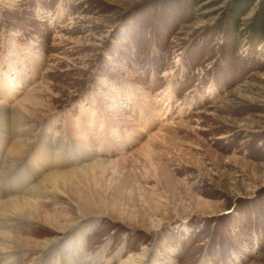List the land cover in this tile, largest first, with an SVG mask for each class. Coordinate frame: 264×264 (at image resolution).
<instances>
[{
	"label": "rangeland",
	"instance_id": "obj_1",
	"mask_svg": "<svg viewBox=\"0 0 264 264\" xmlns=\"http://www.w3.org/2000/svg\"><path fill=\"white\" fill-rule=\"evenodd\" d=\"M226 3L0 0V102L26 108L24 137L108 149L98 162L71 151L66 196L42 205L58 222L13 231L18 264L83 215L95 264L145 247L152 264H264V40L231 29ZM17 169L1 191L36 177Z\"/></svg>",
	"mask_w": 264,
	"mask_h": 264
},
{
	"label": "bare ground",
	"instance_id": "obj_2",
	"mask_svg": "<svg viewBox=\"0 0 264 264\" xmlns=\"http://www.w3.org/2000/svg\"><path fill=\"white\" fill-rule=\"evenodd\" d=\"M26 119V108L22 107L20 103L8 107L5 102H0V182L1 177L4 174L7 175L8 170L15 167H18L19 172H23L24 167L30 166L36 175L35 179L26 182L25 186H20L21 189L16 186L15 192L12 191L14 188L12 186L4 191L0 189V264H18L20 258L28 252V249L25 247L23 249L22 246L26 237L22 238L13 233V231H18V225H31L32 221H39L54 226L58 222L52 213L44 211L42 205L51 200L47 196L49 193L55 194L58 199L66 196L60 189V184L70 182L74 176V168L67 167L73 159L74 163L77 158H72L71 153H77L80 149L82 156H79L99 157L97 158L98 162L103 161V158L97 154L108 151L105 148L106 145L101 146L102 143L95 147L89 136L85 140L86 142L77 139L71 140L74 144L76 142L80 148L75 145L69 149L68 146L67 150L64 145H60L57 134L51 138L48 136V132L46 138L30 140L28 137H24L26 128L23 127V123ZM87 127L86 132H92L91 125ZM102 141L104 144L107 140L104 138ZM110 142L107 141V144ZM111 146L113 147V143ZM23 160H25L24 164L20 165ZM89 165L90 163H83L80 169L86 171ZM85 217L84 215L81 217L84 218L82 222L85 224L83 225H81V221L73 222L59 228L57 232H52V238L48 239L41 247L44 248L42 254H34L36 260L40 261L33 264H95L104 254L103 250L89 258H81L80 255L85 248L84 235L93 226L95 220H85ZM71 226L76 235L64 237ZM31 241L39 244L36 239ZM39 246L31 248H40ZM149 254V248L145 247L141 252L130 255L121 261L120 264H152ZM155 264L160 263L155 262ZM170 264H174V262L172 261Z\"/></svg>",
	"mask_w": 264,
	"mask_h": 264
},
{
	"label": "trees",
	"instance_id": "obj_3",
	"mask_svg": "<svg viewBox=\"0 0 264 264\" xmlns=\"http://www.w3.org/2000/svg\"><path fill=\"white\" fill-rule=\"evenodd\" d=\"M256 6V11L247 25H242V18ZM226 19L231 29L251 33L259 41L264 40V0H227ZM223 21V20H222ZM221 29V27H219Z\"/></svg>",
	"mask_w": 264,
	"mask_h": 264
}]
</instances>
